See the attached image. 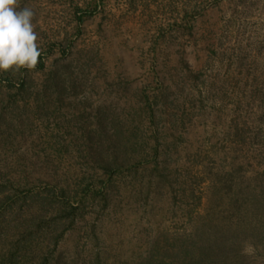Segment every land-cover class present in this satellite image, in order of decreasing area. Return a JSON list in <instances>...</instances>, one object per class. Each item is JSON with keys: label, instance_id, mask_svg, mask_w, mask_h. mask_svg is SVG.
Here are the masks:
<instances>
[{"label": "rangeland", "instance_id": "374dc122", "mask_svg": "<svg viewBox=\"0 0 264 264\" xmlns=\"http://www.w3.org/2000/svg\"><path fill=\"white\" fill-rule=\"evenodd\" d=\"M24 8L41 56L0 71V219L25 212L0 264H141L200 228L264 264V0Z\"/></svg>", "mask_w": 264, "mask_h": 264}, {"label": "trees", "instance_id": "16d2710c", "mask_svg": "<svg viewBox=\"0 0 264 264\" xmlns=\"http://www.w3.org/2000/svg\"><path fill=\"white\" fill-rule=\"evenodd\" d=\"M23 89L24 86L21 85L20 89L17 90L22 92ZM7 201L8 199L3 197L0 199V204L3 205ZM16 203L14 201L10 204V207H13ZM21 205H26V202L24 201V204ZM66 206L69 207V210L67 207H64V209L68 210V214L71 216L76 215L75 213L80 209L69 205ZM24 215L25 212H21V208H18L17 214H13V218L8 223L4 220L5 218H1V230H6L9 234L14 228L17 219ZM5 233L3 234V238H1L0 233L1 239L6 238V235L8 238L9 235ZM227 240V238L225 240L223 235L218 234V232L200 228L195 230V233L189 239L176 240L174 244H171V247H155L154 255L143 260L141 264H242L240 262V255L235 252L233 242L230 243Z\"/></svg>", "mask_w": 264, "mask_h": 264}, {"label": "clouds", "instance_id": "9594fccd", "mask_svg": "<svg viewBox=\"0 0 264 264\" xmlns=\"http://www.w3.org/2000/svg\"><path fill=\"white\" fill-rule=\"evenodd\" d=\"M29 8L17 10V0H0V71L33 68L41 56Z\"/></svg>", "mask_w": 264, "mask_h": 264}]
</instances>
